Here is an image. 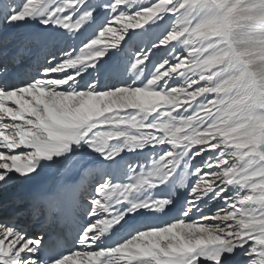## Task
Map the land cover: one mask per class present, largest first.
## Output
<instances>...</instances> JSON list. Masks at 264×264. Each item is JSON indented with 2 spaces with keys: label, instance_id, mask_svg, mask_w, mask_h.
<instances>
[{
  "label": "snow or ice",
  "instance_id": "1",
  "mask_svg": "<svg viewBox=\"0 0 264 264\" xmlns=\"http://www.w3.org/2000/svg\"><path fill=\"white\" fill-rule=\"evenodd\" d=\"M0 264H264V0H0Z\"/></svg>",
  "mask_w": 264,
  "mask_h": 264
},
{
  "label": "bare ground",
  "instance_id": "2",
  "mask_svg": "<svg viewBox=\"0 0 264 264\" xmlns=\"http://www.w3.org/2000/svg\"><path fill=\"white\" fill-rule=\"evenodd\" d=\"M24 194L25 193H23V192L21 193V195H24ZM25 207H27V204L25 205ZM38 214L44 217L46 215L45 209L44 208L40 209ZM34 221H36V219H33L31 216H29V224L30 225L33 224ZM43 226H46L48 230L50 229V227L48 225H43Z\"/></svg>",
  "mask_w": 264,
  "mask_h": 264
}]
</instances>
